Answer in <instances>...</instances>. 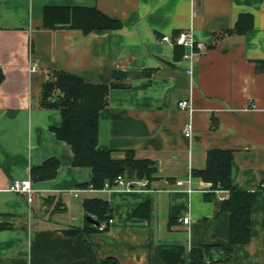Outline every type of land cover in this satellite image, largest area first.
I'll list each match as a JSON object with an SVG mask.
<instances>
[{
    "label": "crops",
    "instance_id": "1",
    "mask_svg": "<svg viewBox=\"0 0 264 264\" xmlns=\"http://www.w3.org/2000/svg\"><path fill=\"white\" fill-rule=\"evenodd\" d=\"M47 6L94 7L122 25L46 29ZM246 15L252 28L236 33ZM183 30L208 46L192 64L162 41ZM0 70V214L9 216L0 222L11 226L0 230V264H190L191 250L209 245L232 253L212 250L208 264H264V0H0ZM58 72L110 88L98 150L155 162L148 190L91 189L92 170L75 166L56 136L60 111L42 105ZM186 99L192 111L178 108ZM211 150L232 151L234 187L257 192L247 244L231 246L230 215L216 214L227 191L194 177L190 192L176 185L205 168ZM51 158L58 174L32 181L31 200L8 191ZM93 198L109 203L106 231L87 224L84 201Z\"/></svg>",
    "mask_w": 264,
    "mask_h": 264
},
{
    "label": "trees",
    "instance_id": "2",
    "mask_svg": "<svg viewBox=\"0 0 264 264\" xmlns=\"http://www.w3.org/2000/svg\"><path fill=\"white\" fill-rule=\"evenodd\" d=\"M251 16H241L234 31L244 34L252 28ZM121 22L104 15L96 8L47 6L44 9V27L46 29L70 28L82 30L84 34L95 31L116 30ZM4 74L0 70V84ZM110 88L105 85L92 84L64 72L55 74L48 81L42 94V105L58 109L61 114V125L54 128L59 140L66 142L74 154V165L92 170L89 186L101 190L106 181L111 183L118 175L128 178L155 179L156 163L149 159H138L128 152L125 159H114L109 151H99L100 113L107 108ZM234 155L232 151L211 150L208 152L206 166L192 170L194 178L211 183V190L227 191V199L218 202L217 212H228L229 243L231 246L247 244L251 237V214L257 192L236 189L232 183ZM60 167L57 159L46 160L42 165L31 168V180L34 182L54 179ZM87 216H95L98 222L112 218L109 203L101 198L84 201ZM58 209V207H56ZM9 216L0 214L1 219ZM92 229L98 226L87 223ZM11 228L0 222V230ZM68 235H77L84 231L78 228L65 230ZM212 250L223 251L226 257L231 256V248L220 246H203L190 252V264H208ZM112 264H115L112 262Z\"/></svg>",
    "mask_w": 264,
    "mask_h": 264
},
{
    "label": "built area",
    "instance_id": "3",
    "mask_svg": "<svg viewBox=\"0 0 264 264\" xmlns=\"http://www.w3.org/2000/svg\"><path fill=\"white\" fill-rule=\"evenodd\" d=\"M162 41L172 44L174 46L182 47L185 49L184 59L187 60L190 64L194 61V59L202 56L208 46L204 42H200L195 40L191 31H180L175 36L172 35H164L162 37ZM35 66L33 70H35ZM187 75L190 81V91L193 92L195 86V77H194V69L192 65L187 68ZM178 108L184 111H192V104L190 99L181 100L178 102ZM193 135V124L188 123L185 126V136L187 138H191ZM193 175L190 172L187 178L183 180L177 181L176 185L178 187L186 186L187 191H192V183H193ZM150 181L148 179H139V178H128L126 175H118L115 180L111 183L110 181H106L104 187L101 189L103 191H125L130 192L134 190H148ZM92 190H97L91 187ZM8 191L13 193H20L29 196L31 200L34 194V188L31 178L23 179V180H15L8 187ZM95 220L97 218L92 216ZM114 222L113 218H110L108 221L99 222L98 230L106 231L108 230ZM185 223L189 222V218L184 219Z\"/></svg>",
    "mask_w": 264,
    "mask_h": 264
},
{
    "label": "water",
    "instance_id": "4",
    "mask_svg": "<svg viewBox=\"0 0 264 264\" xmlns=\"http://www.w3.org/2000/svg\"><path fill=\"white\" fill-rule=\"evenodd\" d=\"M86 220L95 226H99V222L95 220L92 216H87Z\"/></svg>",
    "mask_w": 264,
    "mask_h": 264
}]
</instances>
